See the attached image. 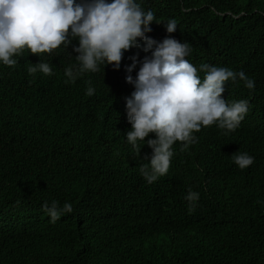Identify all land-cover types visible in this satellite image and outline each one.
Instances as JSON below:
<instances>
[{
    "label": "trees",
    "instance_id": "obj_1",
    "mask_svg": "<svg viewBox=\"0 0 264 264\" xmlns=\"http://www.w3.org/2000/svg\"><path fill=\"white\" fill-rule=\"evenodd\" d=\"M136 2L155 15V41L189 43L186 59L201 81V64L254 80L251 90L229 80L222 94L248 101L247 114L235 131L214 124L194 132L183 152L176 142L167 174L148 184L139 168L152 150L140 147L138 156L125 142L122 101L135 89L119 77L130 57L141 66L136 51L116 73L101 64L74 83H65V69L79 67L71 37L46 60L0 62V264H264V0ZM40 61L52 75L28 73ZM238 151L253 164L241 170ZM189 189L199 193L191 212ZM52 201L73 211L53 223L42 209Z\"/></svg>",
    "mask_w": 264,
    "mask_h": 264
},
{
    "label": "clouds",
    "instance_id": "obj_2",
    "mask_svg": "<svg viewBox=\"0 0 264 264\" xmlns=\"http://www.w3.org/2000/svg\"><path fill=\"white\" fill-rule=\"evenodd\" d=\"M155 19L154 13L143 11L136 0H0V62L5 66L15 67L21 59L32 57L34 61L40 57L46 60L61 45L68 47L70 37L79 44L73 48L79 67L65 69V83H74L83 73L99 71L101 64L112 65L110 73L104 74L116 73L130 49L143 58L140 66L137 56L130 57L127 76L119 77L124 87L135 89L122 101L131 125L125 142L138 156L140 147L152 150L151 156L145 157L149 162L139 168L148 184L167 174L176 142L181 143L183 152L197 142L194 132L214 124L228 132L239 127L248 101L229 103L223 99L225 82L238 79L250 90L255 87L243 71L208 64L200 66L205 73L201 81L197 68L186 59L191 51L189 43L171 36L157 42L148 33ZM164 25L169 34L177 30L175 19ZM27 71L30 75H52L50 64L42 61L31 64ZM87 83L86 94L92 96L94 88ZM154 134L156 138L150 139ZM232 159L241 170L254 162L240 151ZM185 199L191 212L199 193L189 189ZM42 209L53 223L73 211L70 203L61 208L57 201L51 205L45 202Z\"/></svg>",
    "mask_w": 264,
    "mask_h": 264
},
{
    "label": "bare ground",
    "instance_id": "obj_3",
    "mask_svg": "<svg viewBox=\"0 0 264 264\" xmlns=\"http://www.w3.org/2000/svg\"><path fill=\"white\" fill-rule=\"evenodd\" d=\"M117 87H119V86H117Z\"/></svg>",
    "mask_w": 264,
    "mask_h": 264
}]
</instances>
